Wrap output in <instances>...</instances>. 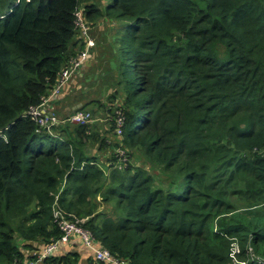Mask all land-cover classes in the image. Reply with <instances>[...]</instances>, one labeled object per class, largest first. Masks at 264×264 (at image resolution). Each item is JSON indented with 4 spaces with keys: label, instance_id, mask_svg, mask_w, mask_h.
<instances>
[{
    "label": "trees",
    "instance_id": "obj_1",
    "mask_svg": "<svg viewBox=\"0 0 264 264\" xmlns=\"http://www.w3.org/2000/svg\"><path fill=\"white\" fill-rule=\"evenodd\" d=\"M79 10L107 67L79 110L109 127L49 134L27 112ZM54 204L127 264H264V0H0V264L60 240ZM82 260L42 264H105Z\"/></svg>",
    "mask_w": 264,
    "mask_h": 264
},
{
    "label": "built area",
    "instance_id": "obj_2",
    "mask_svg": "<svg viewBox=\"0 0 264 264\" xmlns=\"http://www.w3.org/2000/svg\"><path fill=\"white\" fill-rule=\"evenodd\" d=\"M80 12L81 11L79 10L75 13V27L78 35L77 38L82 42V50L77 54V56L70 60L68 66L62 70L58 79V83L51 94L42 102L40 106L32 108L27 112L29 119L34 121L41 130L45 129V131L49 134H52L53 128L57 127L60 123V120L55 115V113L48 112L49 102L53 98H56L66 86V84L81 72L82 68H84L88 63L92 50L95 48V41H93L92 37L90 36L89 30L83 22V17ZM91 120L92 116L90 112L79 109L73 112L68 119L70 123L75 125H85ZM120 124L121 120L119 119L117 121V125ZM116 133L117 135L121 134L120 127L117 129ZM57 198L58 195L55 201ZM52 216L55 219L59 230L61 231L60 240L42 248V250L37 253V255H35V259L32 262H28L26 264H42L45 258L57 254L56 249L59 245L70 242L72 243L75 242V240H77L79 244L87 252H89L97 262L99 261L105 264H127L115 259L106 250L100 247L88 231L78 226L79 221H70L64 217L61 210L55 204L52 208Z\"/></svg>",
    "mask_w": 264,
    "mask_h": 264
},
{
    "label": "rangeland",
    "instance_id": "obj_3",
    "mask_svg": "<svg viewBox=\"0 0 264 264\" xmlns=\"http://www.w3.org/2000/svg\"><path fill=\"white\" fill-rule=\"evenodd\" d=\"M89 32H90L89 34L92 37L93 41H95V46H96V39L98 38L99 33L97 30H94V29L93 30L90 29ZM100 55H101V52L94 49L91 55V60L88 61L87 65L84 68H82L81 72L74 79H72L73 81L80 82L85 76H87L86 81L88 82L87 84H85L86 86L83 87V92H86L85 93L86 96L85 98H83L85 102H87L90 98L92 99V98L99 97L100 87H98L99 81L97 80L98 75H100L99 69L102 67L101 70H105V71L107 70V67L102 64V59H100ZM73 101H75L74 98H73ZM71 102H72V99L69 97L67 98L65 104H61V103L53 104L49 102L50 105L48 106V112L55 113V115L60 120L59 126L65 125V124L66 125L72 124L68 121L69 117L72 115L73 112H75L81 107V104L84 103L83 102L80 105L69 109V105ZM95 110H97V108L95 107L94 103L87 104L83 108V111H88V112H94ZM92 116H93V119L88 124H90L91 126H94L93 129L98 130V129L104 128V126H106L107 128L109 127L106 124V121L101 112L94 114ZM100 119H101V122H100Z\"/></svg>",
    "mask_w": 264,
    "mask_h": 264
},
{
    "label": "crops",
    "instance_id": "obj_4",
    "mask_svg": "<svg viewBox=\"0 0 264 264\" xmlns=\"http://www.w3.org/2000/svg\"><path fill=\"white\" fill-rule=\"evenodd\" d=\"M90 60H91V58L89 59V61ZM78 83L79 82L73 81L71 79L66 84V86L63 88V90L61 91V93L56 98H53V100H51L50 103H53V104L54 103L55 104H58V103L65 104L67 98L69 97V98L72 99V102L69 105V109L70 108H73V107H76V106H78V105H80L81 103L84 102L83 104H81V107H82V105H84L86 102L81 100V93L83 92V89L80 92V86H78ZM79 97H80V100L78 99ZM73 98L75 99V101H73ZM50 103H49V105H50ZM72 250L75 251V252H78V254L81 255V257H82L83 260L86 259V258H90L91 257V260L93 262H96L95 259L91 256V254L89 252H87L79 244V242L77 240H75V242H72V243L70 242V243H67V244H61V245H59L57 247V249H56V253L62 255V254H65V253H67L69 251H72ZM87 255H89L90 257H88Z\"/></svg>",
    "mask_w": 264,
    "mask_h": 264
},
{
    "label": "bare ground",
    "instance_id": "obj_5",
    "mask_svg": "<svg viewBox=\"0 0 264 264\" xmlns=\"http://www.w3.org/2000/svg\"><path fill=\"white\" fill-rule=\"evenodd\" d=\"M227 67H228V66H227ZM227 67H226V68H227ZM237 106H238V104H237ZM248 127H249V126H248ZM248 127H247V128H248ZM245 130H246V128H245ZM251 131H252V129H251ZM241 133H242V132H241ZM245 134H246V133H245ZM248 134H250V132H249ZM246 136H247V135H246ZM59 143H60V142H59ZM54 144H55V143H54ZM55 147H56V146H55ZM45 148H46V147H45ZM49 148H50V147H49ZM51 148H52V147H51ZM54 149H55V148H54ZM49 150H51V149H49ZM45 151H46V150H45Z\"/></svg>",
    "mask_w": 264,
    "mask_h": 264
}]
</instances>
